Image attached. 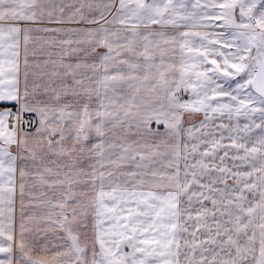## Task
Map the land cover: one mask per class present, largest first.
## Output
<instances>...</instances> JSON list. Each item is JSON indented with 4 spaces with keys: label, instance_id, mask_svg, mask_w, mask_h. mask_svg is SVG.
Instances as JSON below:
<instances>
[{
    "label": "snow or ice",
    "instance_id": "snow-or-ice-1",
    "mask_svg": "<svg viewBox=\"0 0 264 264\" xmlns=\"http://www.w3.org/2000/svg\"><path fill=\"white\" fill-rule=\"evenodd\" d=\"M0 264H264V0H0Z\"/></svg>",
    "mask_w": 264,
    "mask_h": 264
}]
</instances>
